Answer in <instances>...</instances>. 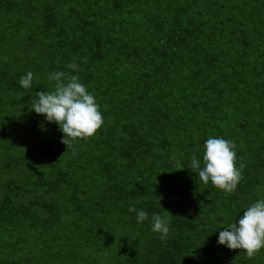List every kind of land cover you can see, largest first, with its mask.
Returning a JSON list of instances; mask_svg holds the SVG:
<instances>
[{
	"label": "trees",
	"instance_id": "1",
	"mask_svg": "<svg viewBox=\"0 0 264 264\" xmlns=\"http://www.w3.org/2000/svg\"><path fill=\"white\" fill-rule=\"evenodd\" d=\"M53 71L104 118L68 148L30 108ZM209 136L235 144L234 192L190 168ZM262 197L264 0H0V264H264L217 243Z\"/></svg>",
	"mask_w": 264,
	"mask_h": 264
},
{
	"label": "clouds",
	"instance_id": "2",
	"mask_svg": "<svg viewBox=\"0 0 264 264\" xmlns=\"http://www.w3.org/2000/svg\"><path fill=\"white\" fill-rule=\"evenodd\" d=\"M74 72L78 65L71 62L67 65ZM65 72L53 71L49 80L55 81L53 91H40L31 104V109L44 116L47 122H55L62 131L61 142L72 146L77 139L92 137L104 123L103 114L95 96L80 81L78 74L70 75L67 80ZM33 73L28 71L19 79L21 87L31 88ZM43 127V126H42ZM235 144L220 136H209L203 143L202 159L193 156L191 169L198 174L204 183L226 192H234L242 179L244 165L236 166ZM181 169V168H180ZM129 212L136 214V222L142 224L149 219L143 209L130 205ZM171 217L153 213L151 230L164 240L170 232ZM217 243L229 249H243L249 258L264 249V197L257 199L243 208V215L238 221L226 223L219 232Z\"/></svg>",
	"mask_w": 264,
	"mask_h": 264
},
{
	"label": "rangeland",
	"instance_id": "3",
	"mask_svg": "<svg viewBox=\"0 0 264 264\" xmlns=\"http://www.w3.org/2000/svg\"><path fill=\"white\" fill-rule=\"evenodd\" d=\"M4 177H6V175Z\"/></svg>",
	"mask_w": 264,
	"mask_h": 264
}]
</instances>
